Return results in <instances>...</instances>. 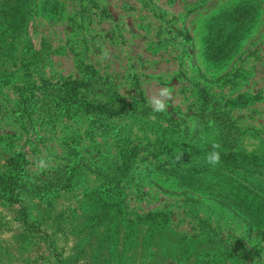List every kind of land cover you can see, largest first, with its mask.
<instances>
[{"label": "rangeland", "instance_id": "374dc122", "mask_svg": "<svg viewBox=\"0 0 264 264\" xmlns=\"http://www.w3.org/2000/svg\"><path fill=\"white\" fill-rule=\"evenodd\" d=\"M0 179V264H264V0H0Z\"/></svg>", "mask_w": 264, "mask_h": 264}, {"label": "clouds", "instance_id": "9594fccd", "mask_svg": "<svg viewBox=\"0 0 264 264\" xmlns=\"http://www.w3.org/2000/svg\"><path fill=\"white\" fill-rule=\"evenodd\" d=\"M173 96V90L171 88L165 87L161 88L156 94L149 98V105L151 106L153 113H163L167 111V101ZM218 135L217 132H209V136L212 138L210 143V150L204 155V162L212 168H215L221 163V145L219 142L215 141V136ZM48 161L44 158L39 159L36 162V167L38 170H43L46 168Z\"/></svg>", "mask_w": 264, "mask_h": 264}, {"label": "trees", "instance_id": "16d2710c", "mask_svg": "<svg viewBox=\"0 0 264 264\" xmlns=\"http://www.w3.org/2000/svg\"><path fill=\"white\" fill-rule=\"evenodd\" d=\"M20 185H18L16 182H14L12 179L8 181L6 179L5 181L0 179V191L3 192V194H6L7 196H10L12 200L15 199V197L18 195ZM165 215L162 214H156L153 216V220H165Z\"/></svg>", "mask_w": 264, "mask_h": 264}]
</instances>
